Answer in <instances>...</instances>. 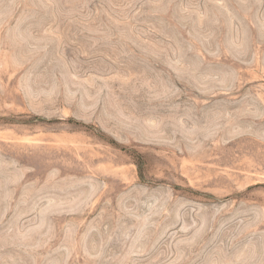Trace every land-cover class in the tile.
I'll use <instances>...</instances> for the list:
<instances>
[{
    "label": "rangeland",
    "instance_id": "1",
    "mask_svg": "<svg viewBox=\"0 0 264 264\" xmlns=\"http://www.w3.org/2000/svg\"><path fill=\"white\" fill-rule=\"evenodd\" d=\"M0 264H264V0H0Z\"/></svg>",
    "mask_w": 264,
    "mask_h": 264
}]
</instances>
